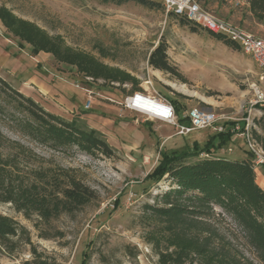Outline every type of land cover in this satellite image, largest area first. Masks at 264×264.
<instances>
[{
    "label": "rangeland",
    "instance_id": "374dc122",
    "mask_svg": "<svg viewBox=\"0 0 264 264\" xmlns=\"http://www.w3.org/2000/svg\"><path fill=\"white\" fill-rule=\"evenodd\" d=\"M196 1L217 18L264 37V23L253 17L246 0ZM8 15L16 20L14 24ZM190 25L181 24L162 4L0 0V75L22 93L21 84L32 72L48 78L77 105L74 113L65 112V118L79 117L114 149L112 157L76 148L55 150L17 131L9 120L12 111H0L5 137L0 151L9 163L2 165L10 170L11 181L27 182L35 179L37 171L67 169L97 195L74 214L62 213L48 221L37 213L27 218L11 202L0 199V212L24 225L32 241L20 242L13 252L0 246V264H24L33 258L32 247L58 264H82L85 253L87 264H158L151 236L156 223L148 220L143 207L169 189L170 182L147 176L162 151L184 150L195 140L204 143L217 131L209 127L179 134L172 124L147 120L127 109L124 99L137 91L158 93L175 106L176 100L183 115L199 106L220 114V123L238 121L242 126L256 98V86L264 91L262 71L250 55L241 47L228 46L203 26ZM160 42L180 74L149 62ZM101 47L108 56L102 55ZM16 60L22 63L21 70H15ZM45 98L59 104L56 96ZM90 98L91 107L86 108ZM262 114L254 109L250 116L257 119ZM256 129L261 131L258 124ZM248 154L240 135L217 151L231 158ZM256 175L264 188V164L256 168ZM230 221L217 223L235 233ZM240 246L261 264L249 247L242 242ZM161 249L166 250L165 244Z\"/></svg>",
    "mask_w": 264,
    "mask_h": 264
},
{
    "label": "trees",
    "instance_id": "16d2710c",
    "mask_svg": "<svg viewBox=\"0 0 264 264\" xmlns=\"http://www.w3.org/2000/svg\"><path fill=\"white\" fill-rule=\"evenodd\" d=\"M117 5L134 1L148 7L160 6L155 0H101ZM253 17L264 23V0H246ZM175 16L183 25L195 24L185 15ZM9 16L13 24L15 19ZM192 30L196 27L190 25ZM210 33L228 46H240L222 34ZM103 56H108L101 47ZM149 62L156 68L180 74L169 62L167 47L160 42L151 52ZM179 122L190 124L180 113ZM9 110V120L17 131L55 150L76 148L91 155H114L105 136L80 118L67 119L49 111L33 97L27 96L0 75V111ZM255 119L261 131L253 129L264 149V109ZM151 123V121H148ZM238 121H227L225 131L216 132L204 143L195 140L184 150L162 151L161 158L147 177L156 182L166 179L169 189L158 193L153 203L144 205L148 220L155 224L152 236L158 264H256L241 249L249 247L264 264V188L257 182L253 155L231 158L217 151L238 133L231 128ZM244 123V122H243ZM0 131V147L3 146ZM246 145V144H245ZM247 147V146H246ZM8 160L0 151V199L11 202L27 218L37 213L45 221L62 213L74 214L97 198L95 191L67 169L47 173L37 171L35 179L18 183L10 180ZM231 220L235 233L227 232L217 220ZM216 220V221H215ZM32 244L28 229L11 216L0 212V246L16 251L20 242ZM165 244L166 250L161 246ZM33 258L24 264H58L32 247ZM87 253H85V256ZM84 256L82 264H87Z\"/></svg>",
    "mask_w": 264,
    "mask_h": 264
},
{
    "label": "built area",
    "instance_id": "2783aa9c",
    "mask_svg": "<svg viewBox=\"0 0 264 264\" xmlns=\"http://www.w3.org/2000/svg\"><path fill=\"white\" fill-rule=\"evenodd\" d=\"M161 2L168 13L185 15L205 29L222 34L237 43L244 53L250 55L261 69V82H264V37L251 31L232 24L229 21L219 19L204 9L196 0H155ZM90 91V90H88ZM91 92V91H90ZM256 98L251 103L248 116L245 117V125L236 124L231 129L238 132L253 155L256 168L264 164V149L261 143L255 138L253 129L257 128L255 118H251L254 109L262 113L264 109V91L258 86L255 88ZM92 97V93H90ZM123 105L134 112L144 115L147 120H159L174 125L179 134H187L195 129L212 127L217 132L227 130L222 117L214 110L205 109L199 106L192 107L185 116L189 118L190 124L179 122L176 106L167 97L149 92H134L127 96ZM91 107V98L86 103V108Z\"/></svg>",
    "mask_w": 264,
    "mask_h": 264
},
{
    "label": "crops",
    "instance_id": "0c3cea01",
    "mask_svg": "<svg viewBox=\"0 0 264 264\" xmlns=\"http://www.w3.org/2000/svg\"><path fill=\"white\" fill-rule=\"evenodd\" d=\"M1 54L2 52L0 51V56ZM20 64L22 65L20 61L16 60L15 70L16 69L21 70L23 68L20 66ZM21 87L25 94H27L28 96H32L36 101L40 102L49 111L59 114L63 117L67 116L65 113V112H68L67 110H71L73 112L75 111L74 110L75 106H77L75 105L74 101L72 102L71 100H68L67 95L64 93L62 89L58 87V85L51 84L48 78L43 77L41 74H38L36 72H32L31 75L26 76V79L24 82H22ZM49 96H52V97L56 96V99H58L59 104L55 103L53 105V103H50L49 99L45 98ZM73 118L74 117H71L70 119H73ZM237 135L238 134H236L235 136Z\"/></svg>",
    "mask_w": 264,
    "mask_h": 264
}]
</instances>
